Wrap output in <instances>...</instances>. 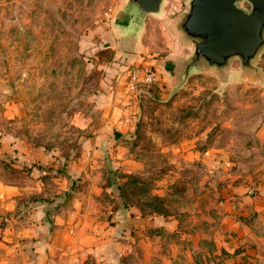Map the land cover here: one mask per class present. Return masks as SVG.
<instances>
[{
  "label": "rangeland",
  "instance_id": "obj_1",
  "mask_svg": "<svg viewBox=\"0 0 264 264\" xmlns=\"http://www.w3.org/2000/svg\"><path fill=\"white\" fill-rule=\"evenodd\" d=\"M125 1L0 0V264H264V47L175 86L187 0Z\"/></svg>",
  "mask_w": 264,
  "mask_h": 264
},
{
  "label": "water",
  "instance_id": "obj_2",
  "mask_svg": "<svg viewBox=\"0 0 264 264\" xmlns=\"http://www.w3.org/2000/svg\"><path fill=\"white\" fill-rule=\"evenodd\" d=\"M187 8L171 26L191 52L171 62L172 81L181 84L192 69L213 68L220 78L228 74L234 57L241 70L254 69L264 47V0H187ZM248 5L245 6L244 3ZM165 0H126L119 25L135 35L147 14H160Z\"/></svg>",
  "mask_w": 264,
  "mask_h": 264
},
{
  "label": "crops",
  "instance_id": "obj_3",
  "mask_svg": "<svg viewBox=\"0 0 264 264\" xmlns=\"http://www.w3.org/2000/svg\"><path fill=\"white\" fill-rule=\"evenodd\" d=\"M124 123V119L120 120ZM126 123V122H125ZM81 228V227H80ZM95 230V227H94ZM98 231L90 232L89 235L92 236V244L97 245L99 241V236L97 235ZM88 235V236H89ZM95 240V242L93 241ZM92 245V246H93ZM93 252H92V250ZM89 252H92L96 256V260H36V264H123L122 260H117L116 253L109 254L107 251H103L97 247H91L88 249ZM111 253V252H110Z\"/></svg>",
  "mask_w": 264,
  "mask_h": 264
},
{
  "label": "trees",
  "instance_id": "obj_4",
  "mask_svg": "<svg viewBox=\"0 0 264 264\" xmlns=\"http://www.w3.org/2000/svg\"><path fill=\"white\" fill-rule=\"evenodd\" d=\"M128 180H129V179H128ZM121 187H122V186H118V189H120V190H121ZM119 193H120V191H119ZM120 194H121V196H122V197H124L123 190L121 191V193H120Z\"/></svg>",
  "mask_w": 264,
  "mask_h": 264
},
{
  "label": "built area",
  "instance_id": "obj_5",
  "mask_svg": "<svg viewBox=\"0 0 264 264\" xmlns=\"http://www.w3.org/2000/svg\"><path fill=\"white\" fill-rule=\"evenodd\" d=\"M148 79V78H147Z\"/></svg>",
  "mask_w": 264,
  "mask_h": 264
}]
</instances>
